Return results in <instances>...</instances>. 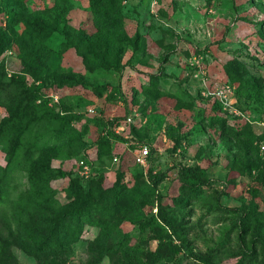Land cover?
<instances>
[{"label":"rangeland","instance_id":"obj_1","mask_svg":"<svg viewBox=\"0 0 264 264\" xmlns=\"http://www.w3.org/2000/svg\"><path fill=\"white\" fill-rule=\"evenodd\" d=\"M0 2H7L10 11V0ZM91 2L28 0L26 11L22 12L24 5H20L15 17L7 13L0 24L16 36L27 25L35 24L37 13L49 11L53 16L62 14L72 27L83 28L90 35L96 32ZM122 11L126 31L130 36L138 34L141 46L126 51L120 71L88 72L74 48L61 57L66 38L58 29L48 40L52 74L77 72L93 85L108 86L102 91L82 85L60 90L82 115L76 126L82 130L87 124L84 138L90 142H95L101 130L96 118L86 113L90 107L104 118L124 119L133 114L140 132L137 136L132 133L130 142L134 144L142 136L155 149V161L146 171L152 170L140 181L159 178L154 184L157 195L123 201L127 209L117 215L121 222L108 236L99 226L86 224L79 242L44 254L25 249L19 232L8 224L6 205H0V234L13 232L5 264H90L92 240H97L101 249L97 264H135L140 260L157 264H244L232 228L241 225L242 212L253 207L264 210V103L238 101V82L233 80L257 83L264 92V0H122ZM15 45L13 41L0 56L9 75L26 73ZM26 75L29 81L34 80L30 73ZM49 78L53 80V76ZM153 79L157 88L149 85ZM221 92L227 99H219ZM111 93L116 96L111 98ZM202 113L223 119L204 120ZM6 115V109L0 106V118ZM132 134L129 129L125 131V136ZM116 149L126 150L120 142ZM126 162L125 181L132 186L135 173L128 167L131 158ZM0 164L7 165L1 146ZM52 165L69 166L60 159H53ZM95 166L105 172L106 186L116 181L118 162L103 158L96 160ZM188 166L205 169L209 176L202 202L193 204L192 209L187 207L185 219L186 226L192 227L191 235L186 237L185 232L165 222L161 223L165 228L143 227L152 216H160L158 194L163 195L162 202L171 203L179 193V170ZM14 176L9 181V200L16 199L28 186L24 173ZM52 184L58 190L56 197L68 202V179ZM217 203L229 209L213 210ZM51 217L48 215V220ZM125 234L131 237L133 247L122 244Z\"/></svg>","mask_w":264,"mask_h":264},{"label":"trees","instance_id":"obj_2","mask_svg":"<svg viewBox=\"0 0 264 264\" xmlns=\"http://www.w3.org/2000/svg\"><path fill=\"white\" fill-rule=\"evenodd\" d=\"M27 1L10 0V11L7 10V2H0V19H4L7 13L15 17L20 5H24L21 11H26ZM91 7L96 32L90 35L83 28L72 27L62 14L53 16L49 11L37 13L35 24L27 25L16 36L0 24V56L14 41L25 72L34 76V80L29 81L26 73L9 75L6 67L0 63V106L7 111V115L0 118V146L7 158L6 166L0 164V205H6L8 224L19 232L25 249L36 254L73 246L82 239L86 224L99 226L103 235L108 236L121 222L117 215L127 209L123 201L152 193L157 195L154 184L159 178H152L153 182L140 181L152 169L147 172L137 165L128 149L123 152L116 149V143L129 142L131 137L140 132L134 120L126 124L129 133L134 135L126 137L114 128L124 123L128 116L124 119L117 116L104 118L101 113L91 115L86 110L89 116L101 124L97 139L90 142L84 138L87 124L82 130L76 126L81 122L82 115L60 91L63 87L78 85L102 91L108 86L93 85L87 77L77 72L52 74V50L48 40L50 33L58 29L62 30L66 38L60 50L61 57L74 48L82 57L88 72H118L124 66L126 51L130 47L136 51L141 46V37L138 34L130 36L125 29L122 0H92ZM49 76H53V80ZM153 81L149 85L157 88V81ZM233 81L238 82V101L264 103V92L259 84L241 78ZM50 94H58L59 101L53 103ZM114 96L110 94L111 98ZM183 99L189 105L192 104L191 100ZM214 101L222 108L219 100ZM202 114L204 120L223 119L214 114ZM136 139L139 143L149 144L142 136ZM90 150L94 152L91 154ZM154 151L151 146L150 166L155 161ZM116 153L120 157L117 179L112 185L106 186L107 176L96 169L95 162L103 158L113 160ZM130 158L133 164H128V167L135 173L132 186L125 181V165ZM53 159H60L69 166H53ZM81 159H86L93 166L94 173L90 178L85 179L77 173L76 168ZM17 173H24L28 186L16 199L9 200V181ZM57 179H68L66 191L70 200L66 203L56 197L58 190L52 182ZM178 179L179 193L172 197L171 203L162 202L163 195L158 194L161 201L160 216H152L147 223L142 224L143 227L158 225L165 228L161 224L165 222L176 231L185 232L186 237L191 235L192 227L186 226L187 207L202 202L209 185V176L205 169L188 166L179 170ZM220 209L229 208L218 203L213 207V210ZM48 215H52L49 220ZM108 217L113 220H106ZM40 218L45 221L41 222L38 220ZM240 224L232 229L242 261L244 264H264V210L253 207L242 212ZM12 237V231L7 235L0 234V264H5ZM122 244L125 248L133 247L128 234L123 236ZM89 251L90 264L99 263L101 249L97 240L90 241ZM135 264L157 263L140 260Z\"/></svg>","mask_w":264,"mask_h":264},{"label":"built area","instance_id":"obj_3","mask_svg":"<svg viewBox=\"0 0 264 264\" xmlns=\"http://www.w3.org/2000/svg\"><path fill=\"white\" fill-rule=\"evenodd\" d=\"M226 90H231V88L229 86L226 87ZM51 97V101L53 103H56L59 101V95L58 94H50L49 95ZM218 97L219 99H221L222 101L224 99H227L226 96L221 92L220 94H218ZM89 113L91 114H97V111L95 108L93 107H90L88 109ZM133 115H130L127 117V119L124 121V123L116 126L114 128V130L117 132V133H120V134H125V131L127 130V123H130L133 121ZM128 137V136H126ZM135 144V147H132L133 145V142H124L123 146L125 147V149H128L132 154H133V157H134V162L143 167L144 169H147L149 166H150V156H151V146L147 143H139V142H136L134 143ZM120 160V157L119 155L116 153L114 154L113 156V162H119ZM77 170V173L87 179V178H90L93 173H94V170H93V166L87 162L86 159H81L78 161V166L76 168Z\"/></svg>","mask_w":264,"mask_h":264}]
</instances>
